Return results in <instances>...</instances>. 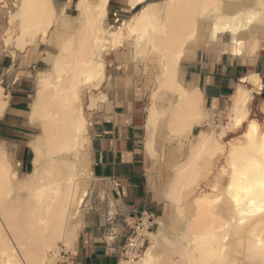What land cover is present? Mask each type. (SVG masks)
Listing matches in <instances>:
<instances>
[{
    "label": "bare ground",
    "instance_id": "obj_1",
    "mask_svg": "<svg viewBox=\"0 0 264 264\" xmlns=\"http://www.w3.org/2000/svg\"><path fill=\"white\" fill-rule=\"evenodd\" d=\"M109 1L75 0L74 15L64 6L56 9L54 0H12L8 8L6 46L35 53L38 38L48 37L54 48L46 54L50 68L38 70L34 95L21 111L38 129L27 142L28 172L20 175L19 162L0 140V264H45L49 251L75 248L93 179L90 121L80 93L90 90L88 110L108 102L106 94L92 91L107 79L106 55L114 52L122 61L148 56L159 69L146 124L149 152L156 157L158 127L164 125L171 141L187 139L214 112L202 104L201 90L184 85L180 62L202 44L241 59L263 50L264 0H127L130 9L141 6L126 19L109 15ZM263 88L261 77L248 73L228 100L227 126H217L215 134L207 122L209 131L199 129L198 144L183 163L175 159L178 145L171 147L172 173L162 193L168 216L155 218L154 231L144 222L139 235L148 244L139 254L127 252L119 264H264V126L248 118L252 91ZM8 100L0 85V117ZM244 123L241 139L230 144L225 164L203 189L200 181L223 150L219 139L226 128Z\"/></svg>",
    "mask_w": 264,
    "mask_h": 264
},
{
    "label": "crops",
    "instance_id": "obj_2",
    "mask_svg": "<svg viewBox=\"0 0 264 264\" xmlns=\"http://www.w3.org/2000/svg\"><path fill=\"white\" fill-rule=\"evenodd\" d=\"M54 1L56 9L64 6L66 13H76L75 0ZM11 3L12 0H0V85L9 99L0 117V134L5 136L1 141L8 151L24 167L31 160V151L27 145L29 125L24 122L25 115L21 111L29 104L36 72L49 67L46 54L53 50L54 44L38 38L35 53L28 48L21 52L6 46L3 38ZM127 5V0H110L108 7L119 12L127 9ZM216 51L198 47L194 57L180 62L179 77L185 86L201 90L202 104L217 115L227 106L240 79L248 73H257L264 84V51L248 59ZM118 60L120 68L118 65L117 73L110 76V86L102 91L108 95V102L93 109L89 116L93 179L90 205L83 216L75 248L68 251L72 264H119L124 256L121 251L124 237L140 215H146L154 226L155 218L165 215L168 208L162 194L166 166L160 169L162 162L157 161L148 148L147 107L150 92L155 87L154 77H147L139 65H128L127 61L131 60ZM262 91H254L255 96ZM196 129L198 131V126L193 133ZM166 134L164 125L155 132L153 148L157 155L164 151Z\"/></svg>",
    "mask_w": 264,
    "mask_h": 264
},
{
    "label": "rangeland",
    "instance_id": "obj_3",
    "mask_svg": "<svg viewBox=\"0 0 264 264\" xmlns=\"http://www.w3.org/2000/svg\"><path fill=\"white\" fill-rule=\"evenodd\" d=\"M109 3H110V1H109ZM140 6H138V8L133 10V9H130L128 7V5H127V9H123V10H121L119 12H116L118 19H122V18L126 19V18L130 17L134 12H136L140 8ZM108 10H109V15L110 16H114V12L112 11L111 6L108 7ZM117 23L118 22H116V24ZM8 27H9V24H8ZM45 39H47V37H45L43 40L46 41ZM225 40H227V37L225 38ZM9 46H11V45H9ZM201 47H204L206 49L216 50V46L213 45V44H209V45L205 44V46H201ZM201 47H199V48H201ZM262 49H263L262 51H264V42H263V45H262ZM192 57H194V56H191L190 58H192ZM118 58L120 59V57L117 54H115L114 52H111V53H109L108 55H106L104 57V62H105V72H104V74H105L107 79L103 80L102 84L100 85V87L97 90H92V91H94L95 94H101L102 91L105 90L104 89L105 87H109L110 86V84H108V82H110V80H111L110 76L112 74H116L117 71H118L117 66L120 63ZM129 60H131V61H127L128 65H136V66L139 65L141 67L143 73L147 77H150L151 79H152V77H154V81H155V76L159 72V69L156 66H154L155 63L148 56H143L142 58L129 59ZM48 68H50V65H49ZM47 69H44V70H47ZM135 71H137V68L135 69ZM37 72H36V76H37ZM36 76H35V78H36ZM239 83H240V81H239ZM247 87L250 88L251 86L247 85ZM254 91L255 90L252 91V99H250L249 104H248V109H249L248 118L255 120L260 127H263L264 126V106H263L264 104H262V98H263L264 95L261 96V94H260L258 96H255ZM262 93L264 94V90L262 91ZM104 94H106V93H104ZM33 95H34V87L31 89V93H30L31 97H30L29 102L31 101ZM89 96H90V90L89 89L86 88V89H82L81 90L80 97H81V101H82V107L84 109V114H85V116H86V118L88 120H89L90 114L92 113V110H88L87 109ZM161 102H159V104L162 105ZM28 105H26V109L28 108ZM223 111L222 112H218L217 115H216V112L214 111L215 113L214 112L211 113L212 117H211V115L207 116V117H204L203 120H205V121L202 120V122L200 124L201 126L200 125L198 126V131H200V130L209 131L210 124L212 123L211 125L212 126L214 125V127H215L214 129H216L215 130V134H218L221 129H218L217 126H219V128H221V126H223V125L227 126L226 121L228 122L227 116H224V115L227 114V106L225 107V109ZM23 119H24V122L31 127L30 128L28 126V128H29L28 130H29L30 136L32 134L38 132V129L36 127H33L32 125H30L25 117H23ZM210 119H213L214 121L210 120ZM207 122H209L210 124H208ZM245 128H246V123H244L238 129H232V130L230 129L229 130V129L226 128L225 134L223 136H221V138L219 139V142H220L221 146H223V148H222L223 150L218 151L215 154V156L213 157V159L214 158L215 159H214L212 165L210 166L209 176L203 182L200 181V186L203 189L208 190L210 188L211 184L214 182V179H215L216 175L219 172V169L221 168L222 165L225 164V159H226L230 144L235 142V140H237V138L241 139L242 133L244 132ZM198 131L196 129V130H194V133L192 131V132L189 133V135L187 134L188 135L187 139L185 137L186 135H180V136H182V138L178 137V138L175 139V141H171L170 139H168V137H166V141L164 143L165 146L163 147L164 151L161 152V155H159V156L156 154V157H155L157 159V161L159 160V161L162 162V164H160V169H163V167L166 166L167 175H166V179H165V184L167 182V179L169 178V176L172 173V167H171L172 164L169 163V162L172 161V159L168 157V155H167L168 151L171 149V147L173 145H175V144L178 145V150H177V152L175 154V159L177 161H179L180 163L185 162L187 160L189 154H190V149H191L190 146L192 144H194V145H196V143L198 144V142L196 141L197 140L196 136H195V134ZM183 136L185 138H183ZM0 140H5V136L3 134H0ZM29 140H30V137L28 138L27 142ZM2 142L4 143V141H2ZM6 148H7V145H6ZM7 150H8V148H7ZM8 152H9V154H11L10 151H8ZM12 157H13V160L15 162H17V157H14V156H12ZM30 158H31V152H30ZM30 168H31L30 161L24 167L19 165L20 175H23V173L28 172L30 170ZM226 176L227 175L223 176L219 180L224 183L226 181V178H225ZM89 184H91V182ZM89 188H90V185H89ZM90 193H91V191H90ZM89 194H88V197H86V200L87 199L89 200ZM88 203L90 205V202H88ZM89 205L87 204V206H85V207L83 205V207L85 209H87V207H89ZM167 211H169V207L167 208ZM167 211H166L165 215H163L165 218H167V216H168V212ZM150 230L151 231L156 230V224H154V226H152ZM147 244H148V242L146 243V245ZM127 257H128L127 254H126V256H122V258H127Z\"/></svg>",
    "mask_w": 264,
    "mask_h": 264
},
{
    "label": "built area",
    "instance_id": "obj_4",
    "mask_svg": "<svg viewBox=\"0 0 264 264\" xmlns=\"http://www.w3.org/2000/svg\"><path fill=\"white\" fill-rule=\"evenodd\" d=\"M114 17H117V13L114 12ZM144 222H148V217L144 214H141L136 224L130 228L127 236H125V241L121 247L122 254L126 256L127 252H133L139 254L144 249L148 239L144 235H139V231L142 230L145 226ZM149 223V222H148ZM152 224L149 223L146 229L150 230ZM112 239V237H111ZM45 264H72L68 251L64 250L63 247L53 249L48 252Z\"/></svg>",
    "mask_w": 264,
    "mask_h": 264
},
{
    "label": "snow or ice",
    "instance_id": "obj_5",
    "mask_svg": "<svg viewBox=\"0 0 264 264\" xmlns=\"http://www.w3.org/2000/svg\"><path fill=\"white\" fill-rule=\"evenodd\" d=\"M237 123L239 124L240 121L237 120ZM255 127V125H253V128ZM261 187H264V183L261 184ZM237 203H239V200L237 199ZM261 211H264V208L261 209ZM243 214V213H242Z\"/></svg>",
    "mask_w": 264,
    "mask_h": 264
},
{
    "label": "trees",
    "instance_id": "obj_6",
    "mask_svg": "<svg viewBox=\"0 0 264 264\" xmlns=\"http://www.w3.org/2000/svg\"><path fill=\"white\" fill-rule=\"evenodd\" d=\"M264 94L262 93L261 96H263Z\"/></svg>",
    "mask_w": 264,
    "mask_h": 264
}]
</instances>
